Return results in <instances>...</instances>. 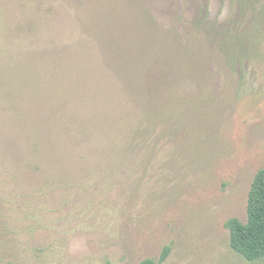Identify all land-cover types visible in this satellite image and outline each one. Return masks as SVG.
I'll return each mask as SVG.
<instances>
[{"label":"rangeland","instance_id":"374dc122","mask_svg":"<svg viewBox=\"0 0 264 264\" xmlns=\"http://www.w3.org/2000/svg\"><path fill=\"white\" fill-rule=\"evenodd\" d=\"M263 167L264 0H0V264H264Z\"/></svg>","mask_w":264,"mask_h":264},{"label":"trees","instance_id":"16d2710c","mask_svg":"<svg viewBox=\"0 0 264 264\" xmlns=\"http://www.w3.org/2000/svg\"><path fill=\"white\" fill-rule=\"evenodd\" d=\"M225 226L230 232V245L249 261L264 257V167L261 168L251 185L248 199V220L243 222L237 217L229 218ZM170 252L166 247L159 261L163 262ZM140 264H156L148 258Z\"/></svg>","mask_w":264,"mask_h":264}]
</instances>
